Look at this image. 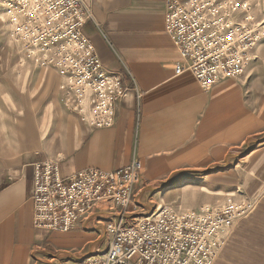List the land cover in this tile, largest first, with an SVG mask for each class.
Wrapping results in <instances>:
<instances>
[{"label":"crops","instance_id":"crops-1","mask_svg":"<svg viewBox=\"0 0 264 264\" xmlns=\"http://www.w3.org/2000/svg\"><path fill=\"white\" fill-rule=\"evenodd\" d=\"M85 1L94 19L84 32L104 67L121 75L128 93L116 104L113 126L96 128L88 98L81 105L70 104L51 69L32 70L37 83L31 89L45 100L56 123L63 124L61 136L68 144L60 159L20 160L0 186V264H81L108 248L110 222L131 223L160 203L200 210L201 201L188 208L186 189L219 192L225 185L229 194L243 188L242 200L250 207L231 239L232 231L228 234L220 262L213 264H264V114L248 112L241 77L223 79L205 91L191 72L176 75L182 57L165 28L166 0ZM232 153L235 161L231 163V155L226 162ZM134 158L143 167L127 210L99 204L64 234L34 226L37 162L58 161L63 175L71 176L88 167L117 169ZM226 175L229 184L224 187ZM64 256L77 261H64Z\"/></svg>","mask_w":264,"mask_h":264},{"label":"built area","instance_id":"built-area-1","mask_svg":"<svg viewBox=\"0 0 264 264\" xmlns=\"http://www.w3.org/2000/svg\"><path fill=\"white\" fill-rule=\"evenodd\" d=\"M165 28L182 61L176 75L191 72L211 90L223 79L239 78L264 39V0H166ZM12 26L10 35L25 46L26 56L64 75L61 88L71 103L87 99L96 128H110L116 104L128 89L120 74L107 70L85 24L94 19L85 0H0ZM263 13L259 19L256 11ZM142 162L134 158L113 170L97 167L64 176L58 161L34 166V226L68 232L99 204L127 208L133 200ZM250 205L230 196L224 206L182 210L162 205L130 224H111L106 251L82 264H212L226 235Z\"/></svg>","mask_w":264,"mask_h":264},{"label":"rangeland","instance_id":"rangeland-1","mask_svg":"<svg viewBox=\"0 0 264 264\" xmlns=\"http://www.w3.org/2000/svg\"><path fill=\"white\" fill-rule=\"evenodd\" d=\"M1 10L4 11L0 6V186L9 181V174L13 172L15 167H19L21 161L23 162V160L35 156H40L43 159H60L63 156L65 144H68V139L61 136L63 135V124L60 122L56 123L57 119L51 113L52 111L47 112L45 109V100L37 97V92L31 89L33 84L37 83L33 69H51L57 77V85L64 84L65 77L55 68L42 66L26 56L25 46L22 42L14 40L10 35L12 26L7 12ZM256 13L259 15V19L263 17V13L259 10ZM241 79L243 82V98L247 99L248 112L250 111L254 116L261 117L264 114V39L258 44L256 57L246 73L241 76ZM67 101L71 104L68 98ZM65 104L68 105L67 102ZM231 155V163L235 161L236 155L232 153L225 157L226 162L229 161L228 158ZM227 179L228 175H226L225 180L221 181L224 183L223 186L229 184ZM189 182L191 181H185V183ZM225 186L224 190H218L219 192H213L207 187L198 188L191 186L185 191L187 199L190 200L191 207L188 206V208H196L192 206L199 201H201L200 206L206 204L212 207H221L228 202L230 196H234L238 201H243L241 197L243 188H240L235 194H229V186ZM131 204L127 208H120L127 210ZM162 205L179 207V204L170 203H160L156 207ZM239 220L242 219L240 218ZM239 220L237 223L240 222ZM119 223L130 224L125 223L122 219L117 223L110 222L107 227L108 232L110 233L109 225ZM237 223L236 226L238 225ZM236 226L228 232L229 234L232 231L229 234L230 239ZM61 234L64 233L61 232ZM228 234L226 235V240ZM229 240H227L228 243ZM224 245L214 262H220ZM47 249L51 250L52 253H56L52 248L47 247ZM228 256L224 258L226 259ZM63 259H65L64 261H77L73 256H64ZM80 262L82 264V259ZM69 264H73V262ZM224 264L230 263L226 261Z\"/></svg>","mask_w":264,"mask_h":264}]
</instances>
